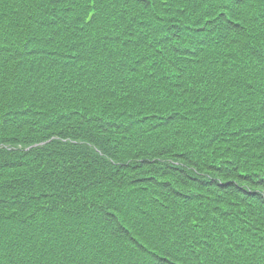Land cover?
<instances>
[{
	"label": "trees",
	"instance_id": "obj_1",
	"mask_svg": "<svg viewBox=\"0 0 264 264\" xmlns=\"http://www.w3.org/2000/svg\"><path fill=\"white\" fill-rule=\"evenodd\" d=\"M0 264H264V0H0Z\"/></svg>",
	"mask_w": 264,
	"mask_h": 264
}]
</instances>
